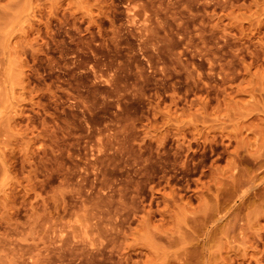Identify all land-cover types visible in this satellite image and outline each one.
Masks as SVG:
<instances>
[{"label":"rangeland","instance_id":"374dc122","mask_svg":"<svg viewBox=\"0 0 264 264\" xmlns=\"http://www.w3.org/2000/svg\"><path fill=\"white\" fill-rule=\"evenodd\" d=\"M0 264H264V0H0Z\"/></svg>","mask_w":264,"mask_h":264}]
</instances>
